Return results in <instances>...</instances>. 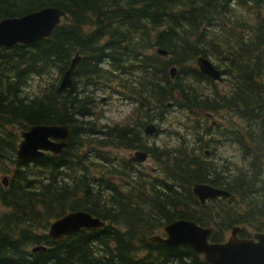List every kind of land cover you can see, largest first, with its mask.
I'll use <instances>...</instances> for the list:
<instances>
[{
    "label": "trees",
    "instance_id": "1",
    "mask_svg": "<svg viewBox=\"0 0 264 264\" xmlns=\"http://www.w3.org/2000/svg\"><path fill=\"white\" fill-rule=\"evenodd\" d=\"M48 6L67 15L48 38L0 47V264H207L149 237L180 218L213 227L211 242L264 231V0H0V19ZM200 56L225 87L199 72ZM103 93L131 109L101 123ZM173 107L179 131L149 143L144 127L158 134ZM38 124L68 125L66 147L16 159L20 132ZM113 150L146 152L156 172ZM195 184L231 196L201 204ZM76 210L106 225L52 242L50 223Z\"/></svg>",
    "mask_w": 264,
    "mask_h": 264
},
{
    "label": "water",
    "instance_id": "2",
    "mask_svg": "<svg viewBox=\"0 0 264 264\" xmlns=\"http://www.w3.org/2000/svg\"><path fill=\"white\" fill-rule=\"evenodd\" d=\"M66 17V13L61 9L48 6L19 17L2 18L0 19V47H12L16 44L30 45L40 39L48 38ZM157 53L163 56L167 54L161 49L157 50ZM79 58L76 54L64 72L59 84L60 90L71 87L73 71ZM196 64L201 74L213 81H221L219 69L208 59L200 56ZM174 74L175 68L172 67L170 69L172 78ZM155 131L156 127L152 123L144 129L145 134H153ZM20 137L16 150L18 160L34 159L45 155L46 152L58 155L70 138V127L50 124L31 125L20 132ZM147 157L146 152L135 151L129 161L143 162ZM1 179L2 183L7 185V180L4 177ZM192 192L200 203L229 195L227 191L208 184H195ZM105 225L103 220L88 212L70 211L50 223L47 236L55 242L81 229H100ZM212 231V227H203L192 220L180 218L163 227L164 235H152L149 241L169 248L188 246L207 264H264V232H255L250 238H242L237 235L239 228L234 227L224 242H210L209 235ZM43 249L45 246L40 245L32 248V251Z\"/></svg>",
    "mask_w": 264,
    "mask_h": 264
},
{
    "label": "rangeland",
    "instance_id": "3",
    "mask_svg": "<svg viewBox=\"0 0 264 264\" xmlns=\"http://www.w3.org/2000/svg\"><path fill=\"white\" fill-rule=\"evenodd\" d=\"M213 62V61H212ZM196 66V65H195ZM223 87H225L224 83H220L219 84V89H222ZM100 98L104 99L103 101H100V104H98L97 106V114L99 115L100 113L104 114V117L101 118V123H105L106 121H109V119H114V120H119L120 118H122V116H124L126 114V112L131 109V107L126 104L124 101H122L121 99H119L116 96L110 95L108 96L107 94H100L99 95ZM173 112L171 111V114L168 118V121H165L163 123H161L160 125V132L158 134H156L155 136H151L148 139V142L151 144H160V142L162 140H165L167 138H169V132L172 130V132L174 131V129L178 130L180 129V127L182 126V121H183V116H181L182 114L180 112H178V110L173 107L172 108ZM185 117V116H184ZM214 119L217 118L215 115L212 116ZM190 118L185 117V120ZM222 119V118H221ZM221 119H217L218 120V124L223 125L224 122ZM192 121V120H191ZM180 132L184 135L183 133V129L180 130ZM180 132H179V136H180ZM169 140V139H167ZM218 153L220 152H224L225 154L227 153L225 151V148L220 146L217 149ZM115 155H119L122 156L121 154H124L125 157L128 156L129 151H118V150H113L112 151ZM208 155V154H205ZM144 169L146 168L147 170H149L148 168H155L156 166L151 163L150 159L147 160L144 164V166H142ZM4 177L6 180L7 178H9V174L8 173H0V182L2 181L1 178ZM0 210H3L0 207ZM246 233L249 234H253L254 231L251 228H245ZM230 235V233L228 232L226 234V237H228Z\"/></svg>",
    "mask_w": 264,
    "mask_h": 264
},
{
    "label": "flooded vegetation",
    "instance_id": "4",
    "mask_svg": "<svg viewBox=\"0 0 264 264\" xmlns=\"http://www.w3.org/2000/svg\"><path fill=\"white\" fill-rule=\"evenodd\" d=\"M216 121V120H215ZM214 121V123L216 124V122ZM214 124V125H215ZM158 130H156L155 132H157ZM154 132V133H155ZM157 133H155V134H153V135H146L145 133H144V135H145V137H147V136H149V137H151V136H155ZM136 151V150H135ZM134 151H132V152H129V154H128V156H126V158H127V160L129 161V157L131 156V153H133ZM205 154H209V151L208 150H205ZM151 161V163L153 164V162H152V160H150ZM130 163H134V162H131V161H129ZM141 165H143L144 166V164L145 163H140ZM152 173H154V172H156V170H154L155 168H148Z\"/></svg>",
    "mask_w": 264,
    "mask_h": 264
}]
</instances>
